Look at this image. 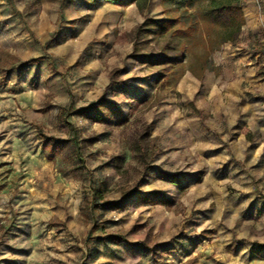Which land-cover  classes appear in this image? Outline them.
Here are the masks:
<instances>
[{
    "label": "rangeland",
    "instance_id": "obj_1",
    "mask_svg": "<svg viewBox=\"0 0 264 264\" xmlns=\"http://www.w3.org/2000/svg\"><path fill=\"white\" fill-rule=\"evenodd\" d=\"M201 5L0 0V264H264V0H242L246 26L199 79ZM165 11L197 28L173 87L131 58L135 30ZM106 94L125 127L84 112ZM45 138L70 145L54 155Z\"/></svg>",
    "mask_w": 264,
    "mask_h": 264
},
{
    "label": "trees",
    "instance_id": "obj_2",
    "mask_svg": "<svg viewBox=\"0 0 264 264\" xmlns=\"http://www.w3.org/2000/svg\"><path fill=\"white\" fill-rule=\"evenodd\" d=\"M94 2V0H88ZM112 4L120 7H128L139 3L142 0H109ZM144 1V0H143ZM166 5L173 0H162ZM202 4L199 8L195 21L202 22L205 26L204 31V54L199 56L197 65L191 64L189 70L197 78L202 79L205 71L208 69L209 56L219 50L226 43H235L246 26V17L242 7V0H188L191 7L195 3ZM165 18L153 19L147 18L135 30L134 51L131 58L139 59L144 63L151 65V68L157 70V80L162 82L163 86H176L186 73L185 61L187 53L190 50L189 40L197 33V28L187 26L182 22L181 17H173V11H165ZM214 23V29L208 23ZM216 28V29H215ZM216 30V33L213 31ZM152 43H155L154 53L143 54L142 52ZM51 60L49 69L56 74L54 61ZM36 61L23 63L25 67ZM128 68L115 70L110 75V84L108 89L115 84H120L119 76L127 74ZM83 112V111H82ZM87 117L95 123H100L114 128H123L128 124V118L116 103L108 99V95L99 99L96 103L90 105L87 109ZM200 114V113H199ZM70 145L68 141H62L54 138H45V148L51 153L59 154L60 151ZM137 153L142 158L146 157V151L142 145H138ZM176 183V181L174 182ZM179 184V183H176ZM137 190L125 192L122 195V203L112 205L118 210L123 209V203L133 200L137 197ZM156 198V204H166L167 199L161 194L151 193L144 197L145 201ZM102 194L97 189L93 190L91 204L95 209L102 207ZM106 240H113L119 243H126L123 236H109ZM140 246H146L141 243ZM261 246L254 245L253 252L260 253Z\"/></svg>",
    "mask_w": 264,
    "mask_h": 264
}]
</instances>
